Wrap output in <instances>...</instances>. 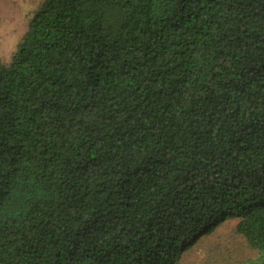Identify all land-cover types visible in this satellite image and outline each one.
I'll use <instances>...</instances> for the list:
<instances>
[{
	"label": "trees",
	"instance_id": "16d2710c",
	"mask_svg": "<svg viewBox=\"0 0 264 264\" xmlns=\"http://www.w3.org/2000/svg\"><path fill=\"white\" fill-rule=\"evenodd\" d=\"M228 218L264 264V0H41L0 61V264H177Z\"/></svg>",
	"mask_w": 264,
	"mask_h": 264
},
{
	"label": "rangeland",
	"instance_id": "374dc122",
	"mask_svg": "<svg viewBox=\"0 0 264 264\" xmlns=\"http://www.w3.org/2000/svg\"><path fill=\"white\" fill-rule=\"evenodd\" d=\"M41 0H0V61L7 64ZM228 218L209 233H200L177 264H244L256 251Z\"/></svg>",
	"mask_w": 264,
	"mask_h": 264
}]
</instances>
